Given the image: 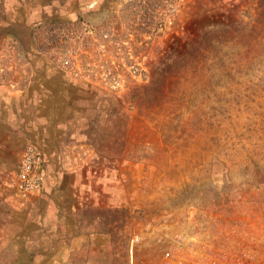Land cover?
Returning a JSON list of instances; mask_svg holds the SVG:
<instances>
[{
  "label": "rangeland",
  "instance_id": "1",
  "mask_svg": "<svg viewBox=\"0 0 264 264\" xmlns=\"http://www.w3.org/2000/svg\"><path fill=\"white\" fill-rule=\"evenodd\" d=\"M211 1L201 6L193 0H68L62 12L53 13L39 0H0V88L18 94L33 82L50 81L57 93L65 79L84 85L88 98L95 101L71 107L60 99L57 111L58 98L51 95L57 100L45 104L47 114L75 117L73 112L79 111L68 123L63 165L87 168L95 177L81 189L85 204L72 237L85 247L77 262L164 264L166 252L173 249L181 264H190L193 258L201 264H264V93L261 98L251 96L252 107L238 116L224 112L225 102L214 101L204 107L205 113L183 110L177 119V104H164L157 111L148 108L143 100L146 91L140 87L149 83L151 70L173 50L175 38L198 36L203 28L224 23L223 12H214L216 8L225 7L227 13L230 5L242 0H215L214 5ZM249 1L255 5L256 0ZM45 15L72 22L63 33L77 36L63 56H58L57 42L52 41L62 32L36 28ZM35 37L53 46L51 52H39ZM260 65L263 68L252 75L254 83L263 77L264 60ZM244 86L235 88L249 95ZM77 89H67L76 100ZM196 99L189 106L204 101ZM90 107L98 109L84 116L91 120L98 116L109 133L114 109L123 120L128 118L131 144L122 156L89 144L83 133L87 119L82 116ZM170 111L175 112L167 114ZM198 120L220 124L223 140L214 141V134L204 130L195 140H182L183 130L198 131L191 129ZM165 121L172 125L166 127ZM240 137L253 143L245 156L236 159L226 148L220 149L218 142L228 145ZM106 174L109 179L103 182L100 175ZM97 241L103 243L99 249Z\"/></svg>",
  "mask_w": 264,
  "mask_h": 264
},
{
  "label": "trees",
  "instance_id": "2",
  "mask_svg": "<svg viewBox=\"0 0 264 264\" xmlns=\"http://www.w3.org/2000/svg\"><path fill=\"white\" fill-rule=\"evenodd\" d=\"M39 1L43 7H51L52 11H54L53 13L62 12L69 4L68 0ZM170 1L173 0H165L166 3H170ZM193 2L201 6L202 4H207L205 0H193ZM250 2L242 0L236 6L234 4L230 5L231 7L227 13L225 7L216 8L215 11L213 10L214 12L224 13H222L225 19L224 23L222 21L216 22L211 27H205L198 36L193 34L174 39L172 43L173 50L169 51L157 64V67L151 70L149 83L145 86H140L146 91L147 98L143 97V100L144 102L147 101L148 108H153L157 111L164 104H177V114L179 115L174 117L181 119L182 116L180 115H182L183 110L201 114L205 113V108L212 102L215 101L221 104L225 102L223 106L225 108L224 112L233 117L234 115L238 116L245 113L247 108L252 107V104L250 105L249 103L251 96L262 97L261 95L264 93V74H262L263 77L257 83L253 82L255 79L252 78V75L256 76L255 73L263 68L260 64L264 60V0L254 1L255 5L250 4ZM209 3L214 5L217 4V1L213 0ZM71 24L72 22L63 21L55 17L51 19L50 15H45L43 21L36 28L40 30L47 26L50 27V30L56 28L58 34L62 32L58 40H56L57 35H53L52 41L57 42L58 56H63V54L70 52L71 47H73V40L77 36L75 32L72 35L63 33L66 30L69 31L64 26ZM35 42L41 53L51 52V48H53V46H49L45 42L40 43V40H36V37ZM252 84L254 85L251 87ZM236 85H245L243 88H245V91L247 88L249 89V95L236 89ZM182 88H186V92L184 89L182 91ZM189 89L196 90L189 93ZM89 94L88 92L83 99L76 101L78 107L80 105L83 106V102L89 101V104L95 102L92 101V97L88 98ZM196 97L204 99L203 103L197 107L189 106L191 102L197 100ZM228 97L231 98L228 99ZM186 99L190 101L188 104H186ZM99 102L100 99L98 104ZM183 104H186L189 108ZM93 108H95L94 110L98 109V107L86 108L82 116L83 119H87V121L85 120L86 124L83 121L85 128L83 133L89 139V144L97 150L103 147L102 152L110 149L114 156V153H117L118 157L122 156L131 144L128 118L126 117L123 120L121 117L123 114L119 116L115 112L116 109H114V112L109 115V121L113 126L109 133L107 128L100 126V118L98 116L94 117L93 120L89 119V115L84 116L85 114H90ZM218 108L222 110L220 107ZM174 112L170 111L167 114L172 115ZM118 118H122L124 127L123 123L120 124ZM70 120L72 121V119ZM167 124L172 125L166 122V127H168ZM191 129L192 131H198L190 133L183 130L182 140L187 141L188 138L195 140L196 134L198 135V132H202L201 130L214 134V141L223 140L224 138V136L218 134L222 131L220 124L217 125L213 122L207 123L205 121V123H201L198 120L197 123H193ZM250 133L248 131L245 132L246 135L250 136L249 139L252 140ZM226 137L227 135H225V139ZM223 142H218L221 146L220 149L222 148L225 151L224 148H226L227 154L236 159L245 156L244 151L253 146L252 142L246 143L242 141V137L237 138L232 144L229 143L227 145L225 142V145H223Z\"/></svg>",
  "mask_w": 264,
  "mask_h": 264
},
{
  "label": "crops",
  "instance_id": "3",
  "mask_svg": "<svg viewBox=\"0 0 264 264\" xmlns=\"http://www.w3.org/2000/svg\"><path fill=\"white\" fill-rule=\"evenodd\" d=\"M53 86L50 81L33 82L27 91L18 94L0 88V264L83 262L77 260L83 256L85 245L72 236L79 229L78 211L85 204L81 189L95 177L87 168L63 165L62 150L69 145L68 123L75 121L79 112H73L75 117L72 113L47 114L45 104L57 100L50 99L52 95L58 98L57 111L60 99L75 107L77 100L68 90L77 87L80 100L89 90L65 79L57 93ZM27 145H34L42 153L44 184L41 192L24 198L16 185V175ZM100 177L103 182L109 179L107 174ZM99 242H95L97 249L107 240ZM75 252L78 255L72 257Z\"/></svg>",
  "mask_w": 264,
  "mask_h": 264
},
{
  "label": "built area",
  "instance_id": "4",
  "mask_svg": "<svg viewBox=\"0 0 264 264\" xmlns=\"http://www.w3.org/2000/svg\"><path fill=\"white\" fill-rule=\"evenodd\" d=\"M43 166L44 159L39 149L34 145L27 146L22 153L20 169L16 175V185L24 198H29L42 191L44 184ZM171 250L173 249L166 252L164 264H181L182 260L175 261L176 257H180L179 254L175 253V250L174 252ZM189 262L190 264H201L198 258H193Z\"/></svg>",
  "mask_w": 264,
  "mask_h": 264
}]
</instances>
